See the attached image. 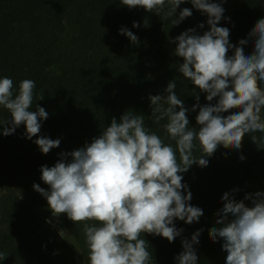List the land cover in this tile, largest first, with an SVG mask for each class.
I'll list each match as a JSON object with an SVG mask.
<instances>
[{"label": "trees", "instance_id": "16d2710c", "mask_svg": "<svg viewBox=\"0 0 264 264\" xmlns=\"http://www.w3.org/2000/svg\"><path fill=\"white\" fill-rule=\"evenodd\" d=\"M182 8L191 9L193 15L173 26L174 16H157L142 8L129 10L120 0H0V77L13 80L14 95L21 80L36 82L30 110L35 111L36 103L49 114L40 134L61 139L60 146L45 155L33 142L37 137H23V125L13 135H0V252L5 254L0 264H88L83 225L74 224L66 214H61L60 229L47 223L53 218L47 201L33 189L34 183L48 188L40 179L41 166L52 167L59 153L90 143L113 117L119 120L125 111L143 115L147 129L174 145L164 130L167 120L154 122L148 99L149 95H165L164 89L172 79L185 106L196 103L195 94H199L201 105L207 103L206 94L199 93L178 72L183 61L174 55L176 45L169 43L181 32L205 23L203 29L197 28L202 35L208 30L207 17L191 3L181 4L176 17ZM230 18L232 23L221 20L218 26L228 27L230 42L237 44L258 19L264 18V0H241ZM134 21L139 28L132 27ZM67 24L73 33L68 32ZM121 27L137 35L139 45L120 35ZM244 51L251 53V42ZM197 112L188 113L190 127H198ZM6 118L11 119L0 106V119ZM194 154L202 153L197 150ZM208 159L207 167L193 165L182 174L183 183L192 193L191 204L203 209L204 215L191 225L177 220V228L184 232L173 243L142 234L149 242L151 264H176L174 257L182 251L181 239H190L201 228L200 243L194 245L198 264H224L223 241L213 243L208 234V229L216 226L215 213L223 206L221 196L234 188L239 189L237 200L247 193L264 191V148L258 149L248 135L240 150L221 146Z\"/></svg>", "mask_w": 264, "mask_h": 264}, {"label": "clouds", "instance_id": "9594fccd", "mask_svg": "<svg viewBox=\"0 0 264 264\" xmlns=\"http://www.w3.org/2000/svg\"><path fill=\"white\" fill-rule=\"evenodd\" d=\"M183 3H191L206 15L208 30L199 34L197 28L205 27L200 23L169 43L176 45L174 55L183 61L178 72L199 93L206 94L207 103L201 105L199 94H195L196 103L185 106L174 79L167 83L165 95H149L154 122L167 120L164 130L174 145L147 129L143 115L125 111L119 120L113 117L90 143L59 153L52 167L41 166L40 179L47 189L33 184L46 199L52 217L58 220L66 214L74 224L83 225L88 264H151L149 242L142 234L173 243L184 232L177 228V220L191 225L204 215L203 209L191 204L192 193L182 174L193 165L207 167L208 158L221 146L240 150L246 135L258 149L264 148V135H249L264 134V18L256 21L246 38L233 44L230 29L218 26L221 20L232 23L224 16L227 0H120L129 10L142 8L157 16H174L173 26L193 15L191 9L182 8L176 17ZM132 27L139 28L140 24L134 21ZM144 27H149L147 19ZM119 34L132 45L140 43L126 27H121ZM250 42L252 51L246 54L244 48ZM13 88L11 78L0 77V106L11 117L0 119V135H13L23 125V137H37L33 142L42 154L58 148L61 139L40 134L48 112L36 103L35 111L30 110L36 82L21 80L15 95ZM190 112H197L198 127H190ZM197 150L200 156L194 154ZM238 191L234 188L221 196L223 206L215 213L216 226L208 229L209 238L213 243L223 241L224 264H264V191L247 193L237 200ZM47 223L52 224V220ZM203 231L198 229L190 239H181L176 264H198L194 245L200 243ZM59 235L64 238L62 230ZM0 257L5 258V254L0 252Z\"/></svg>", "mask_w": 264, "mask_h": 264}, {"label": "rangeland", "instance_id": "374dc122", "mask_svg": "<svg viewBox=\"0 0 264 264\" xmlns=\"http://www.w3.org/2000/svg\"><path fill=\"white\" fill-rule=\"evenodd\" d=\"M240 4H241V0H227V3L223 4V7L225 8L224 16L225 17H231L233 15V13L239 8ZM67 29H68L69 33H73V29H72L70 24H67ZM51 220H52V224L57 229H60V227H61V215L58 218V220L54 217Z\"/></svg>", "mask_w": 264, "mask_h": 264}]
</instances>
